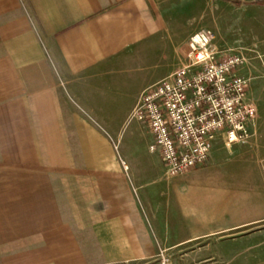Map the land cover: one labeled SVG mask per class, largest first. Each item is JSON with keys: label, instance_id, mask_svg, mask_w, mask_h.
I'll return each mask as SVG.
<instances>
[{"label": "crops", "instance_id": "crops-1", "mask_svg": "<svg viewBox=\"0 0 264 264\" xmlns=\"http://www.w3.org/2000/svg\"><path fill=\"white\" fill-rule=\"evenodd\" d=\"M230 6L0 0V264H135L162 254V226L173 218L196 227L192 238L264 221V181L209 182L212 166L224 164L212 149L205 166L166 179L150 145L159 169L129 160L123 140L118 148V120L181 67L199 25L218 22L216 8ZM162 57L175 64L122 109L125 78L161 67ZM224 148L225 160L264 164L254 140Z\"/></svg>", "mask_w": 264, "mask_h": 264}, {"label": "rangeland", "instance_id": "rangeland-1", "mask_svg": "<svg viewBox=\"0 0 264 264\" xmlns=\"http://www.w3.org/2000/svg\"><path fill=\"white\" fill-rule=\"evenodd\" d=\"M231 6L218 9V22L199 25L197 31L205 29L214 34L215 40L212 49L220 53H240L246 59L249 79L248 98L256 109V120L253 128L255 136L239 144H247L254 140L256 145L264 147V0H229ZM220 20V21H219ZM185 58V57H184ZM162 57L161 67H151L148 72L135 74L125 78L120 87L122 109L129 107L139 95L140 91L157 76L169 71L175 61ZM184 63V59L182 64ZM124 113L123 117L126 118ZM128 120V119H127ZM127 120H118L119 125L124 123L120 132L119 149L128 151L129 160L145 163L161 161L156 155L148 152V145L153 143L145 125ZM128 149H127V148ZM211 149L216 160L222 159L223 165L212 166V177L209 182L229 187L230 183H245V179L253 181L258 187L263 183L264 164L257 166L249 158L228 157V149L224 148L221 135L213 141ZM246 154L242 151L241 155ZM217 161V162H218ZM152 170L151 176H154ZM216 182V183H215ZM232 186V184L230 185ZM213 191V190H210ZM264 193L259 195L258 202L262 206ZM157 206V204H156ZM217 213L218 211L215 210ZM232 214L233 211L231 210ZM151 217V216H150ZM174 223V218L171 220ZM162 226V254L151 260L135 264H264V221L253 223L241 230L213 231L194 236L195 226L189 222H182ZM233 224V219L231 220ZM190 238L193 241H188Z\"/></svg>", "mask_w": 264, "mask_h": 264}, {"label": "built area", "instance_id": "built-area-1", "mask_svg": "<svg viewBox=\"0 0 264 264\" xmlns=\"http://www.w3.org/2000/svg\"><path fill=\"white\" fill-rule=\"evenodd\" d=\"M213 41L209 30L193 34L181 67L145 89L128 117L147 127L149 151L158 153L166 179L205 166L219 135L226 146L246 141L256 120L249 79L241 74L246 59L215 51Z\"/></svg>", "mask_w": 264, "mask_h": 264}]
</instances>
